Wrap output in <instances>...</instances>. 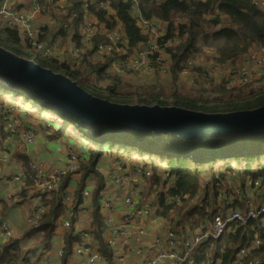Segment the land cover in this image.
Instances as JSON below:
<instances>
[{
  "label": "trees",
  "instance_id": "16d2710c",
  "mask_svg": "<svg viewBox=\"0 0 264 264\" xmlns=\"http://www.w3.org/2000/svg\"><path fill=\"white\" fill-rule=\"evenodd\" d=\"M82 1L67 0L71 13H76L77 17L70 14V24L66 28L61 26L54 33L44 26L37 36L44 40L42 33H51V38L59 39L61 44L71 41L83 48V55L74 61L68 58L58 61L52 55L48 59L56 69L69 71L73 81L84 79L94 88H104L110 99H102L118 104L153 105L149 97L153 93L154 104L162 105L161 101L179 95L193 102L189 110L204 113H228L264 106V75L249 84L234 78L207 79L210 69L236 66L254 49L264 48V7H255L252 0H138L140 16L159 26L158 46L169 67L166 75L160 73L161 64L155 62L159 53L150 57L151 73L127 71L121 74L117 71L115 61L134 57L147 40L129 11V1L98 0L86 12ZM85 13L98 25L97 34L89 42L83 30ZM2 25L6 36L0 37V47L18 56H21V48L14 41H24L28 48L32 47L25 32ZM105 30L121 32L125 41L120 46V54L113 52L96 58L94 49L105 41L102 35ZM81 88L92 94L88 88ZM10 98L15 102L6 101ZM0 102L5 107L20 108V121L26 117L31 122L27 128L21 121L22 128L31 129L36 139L40 134L56 148L58 145L54 141L70 140L74 144L82 142L89 149L86 163L68 172L55 191H40L36 187L40 180L34 178L31 169V164L37 161L53 165L48 155L33 158L17 150L9 155V174L22 172L26 180L18 196L10 201L2 198L0 219L6 220L15 233L0 240V264H22L31 260L28 257L34 254L37 260L31 261L36 264H45L49 254L48 260H58V264L75 263V247L82 245L75 233V214L92 176L96 179L91 223L98 247L96 251L103 260L113 264L111 248L101 237L100 199L105 181L100 169L105 162L111 169V162L118 155L124 161L139 162L153 170L155 191L162 192L165 188L168 181L161 176L167 173L174 178L176 186L168 195L173 197L179 191L184 192L186 197L179 204L165 207L161 202L158 206L160 214L156 213L157 217L165 218L168 227L178 232L179 242L191 234L202 233V223L211 222L216 216L226 220L225 231L219 239L197 247L196 252L200 255L196 262L208 255L214 263L230 264L239 259V251L243 248L254 250L251 257L264 255V216L244 223L229 220L227 216L230 210L244 212L255 206L245 203L251 194L245 187L248 179L260 180L259 189L264 191V135L217 137L195 142L150 131H103L95 137L86 124L61 110L45 106L24 88L0 85ZM5 144H11V141L0 127V147ZM4 178L0 176V181ZM70 188L74 203L71 208H66L64 201ZM235 189L239 190V195L235 194ZM29 203H34L31 209ZM37 214L39 218L32 220ZM11 215L18 217L20 226L14 224L16 220ZM64 220L70 222L69 227L62 226ZM23 241L32 242L27 252L22 248ZM58 250L61 251L59 258ZM184 264L191 262L186 259Z\"/></svg>",
  "mask_w": 264,
  "mask_h": 264
},
{
  "label": "built area",
  "instance_id": "2783aa9c",
  "mask_svg": "<svg viewBox=\"0 0 264 264\" xmlns=\"http://www.w3.org/2000/svg\"><path fill=\"white\" fill-rule=\"evenodd\" d=\"M13 0H0V25L5 24L10 28H17L25 32L26 37L31 40V48L35 49L42 56L48 58L52 54V48L47 46L38 39L37 29L32 28L31 22L37 17L43 16L46 18V26L57 32L61 26L66 28L72 17H77L76 13H71L67 0H30L28 9H17L12 5ZM98 0H83L82 8L86 12L92 4ZM130 2L129 11L137 20L141 31L147 35V40L144 44V50L129 59L115 61L116 69L119 73L124 74L127 71H136L138 73H151L153 71L150 65V57L159 53V57L155 62L161 64L160 73L166 75L169 71L168 65L164 62L161 55L160 47L158 46L161 33L159 26L149 20H145L139 13L138 0H127ZM255 7H264V0H252ZM101 7L105 6L100 4ZM86 14V13H85ZM87 15V14H86ZM85 32L86 40L89 42L91 38L97 34V22L94 18L87 15L85 17ZM3 26V25H2ZM104 42H100L94 49V54L97 58H102L106 55H112L113 52L121 53V45L124 44V35L116 30H105L103 32ZM259 49V48H257ZM264 50V48L260 49ZM257 68V75H264V59L257 54H252L250 57ZM217 69H220L217 67ZM223 70H228V66L221 67ZM229 74H233L231 78L239 81H247L248 72L245 68L234 70ZM230 78V79H231ZM0 122L3 124L7 133L18 140L23 147H29L35 143V135L31 130L23 131L20 126V120L16 115V108H4L0 106ZM0 154V165H4L8 161L6 154L10 152L8 145L3 146ZM85 145L79 146V151L70 152V160L63 168L51 167L48 168L43 163H32L31 169L35 173L34 178L40 181L36 182V187L40 191H55L60 186L63 177L68 172H73L83 165L86 161ZM167 180V184L162 192L155 191L154 194L149 193L150 181L154 178V172L149 167H145L140 163H128L120 158L114 159L112 169L107 174V184L104 193L100 199V213H102V229L101 237L104 243L111 248L112 256L116 257V264H184L186 259L191 264H221L214 263L208 255H203L198 262L196 257L200 255L196 252L197 247L205 242L219 239L226 226V220L216 216L211 222H204L201 225L203 230L200 234H191L179 242L178 232L170 227L163 230L161 234L155 233L152 241L149 244L145 243L146 232L148 228L161 227L164 217H157L159 203L167 207L170 204H179L186 197L183 191H179L175 196L168 195L170 190H175V180L167 173L161 176ZM26 180V175L22 172L15 174L9 180L4 178L2 181H7L10 190L16 192L22 187ZM261 181L248 179L245 187L251 192L246 197L247 205L255 204L253 208H249L244 212L239 210H230L227 212L229 220L238 222H247L256 220L264 216V191L259 189ZM112 186L118 189H126V193L118 202V197L112 191ZM89 190L84 192L85 197H89ZM236 195H239V190H234ZM8 197H11L9 195ZM72 203V196H66L64 204L68 206ZM1 210V203H0ZM79 213H86L84 208L79 207ZM106 213V215H105ZM118 214V220L114 224L115 228L109 229L112 220L110 215ZM160 214V213H159ZM36 215L33 219H38ZM64 227H69V222L63 223ZM78 238L84 242L82 247L76 249V253L85 255L88 264H96L102 261V256L98 252H93L89 241L96 242L94 231L84 229L77 234ZM10 237V230L5 222L0 221V240H6ZM97 243V242H96ZM259 243V242H257ZM229 248H233L229 245ZM252 248H243L239 251V259L230 264H264V255L260 257H251ZM138 258L137 262H130L129 257ZM22 264H36L33 262H23Z\"/></svg>",
  "mask_w": 264,
  "mask_h": 264
},
{
  "label": "water",
  "instance_id": "95a60500",
  "mask_svg": "<svg viewBox=\"0 0 264 264\" xmlns=\"http://www.w3.org/2000/svg\"><path fill=\"white\" fill-rule=\"evenodd\" d=\"M59 71L0 47L1 86L24 88L45 106L86 124L95 137L103 131H150L195 142L264 135V106L204 113L174 105L118 104L93 96Z\"/></svg>",
  "mask_w": 264,
  "mask_h": 264
},
{
  "label": "crops",
  "instance_id": "0c3cea01",
  "mask_svg": "<svg viewBox=\"0 0 264 264\" xmlns=\"http://www.w3.org/2000/svg\"><path fill=\"white\" fill-rule=\"evenodd\" d=\"M59 1H61V0H59ZM11 3H12L14 8H17V9H20V10L28 9L30 7V0H13ZM46 22H47L46 18L43 17V16H40V17H37L36 19H34L31 22V26H32V28L37 29V31H40L41 28L46 26ZM69 24H70V21H69ZM42 36L45 39H49L47 41H45V39H44V40H42V42L44 44H46L47 46L52 48V54L51 55H52V57H54L58 61H64V59H66V58L71 59V60L74 61V60H77L79 56L83 55V52H84L83 48H78L77 45L76 44H72L71 41H67L65 44H61L59 39H55L54 37L51 38V33H42ZM6 101L10 102V103H14L15 102L12 98H10L9 100H6ZM0 106H3L4 108H16V115H17V117L20 120V117H19V114H18V110L20 108H17L16 106L5 107L2 102H0ZM17 106H20V105L18 104ZM21 121H22L24 126H26L27 128H30L31 122L28 120V118L23 117L21 119ZM21 121H20V126H21V129L23 131L31 130V129H23L22 125H21ZM0 127L4 128V126H3V124L1 122H0ZM4 130L6 131L5 128H4ZM9 140L11 141V144H5V145H8L10 147V152L8 154H6V156L8 157V161H7L6 164L0 165V176H4L6 178V180H9L10 178H12L17 173H20V172H17V173H14L12 175L9 174V169H8V166H9V155L11 153H13L15 150L20 151L22 153H25V154L33 157V158H37L41 154L48 155L50 160L52 161L53 165L47 164L46 162H43V161H37V162H34V163H43L48 168H51V167L63 168V167H65V165L70 160V152H77V151H79V146L84 145L82 142H77L76 144H74L70 140L63 141V142L54 141V144L58 145V148H56V147L50 145L49 141L47 139H45L44 137L42 138L40 134L37 135V139L35 137V143L33 145L29 146V147H23L21 145V143L18 142L17 139H15L14 137H11L10 135H9ZM2 148L3 147H0V154H4L2 152V150H3ZM56 150H58V152L55 155L54 152ZM88 152H89V149L87 148V151L85 152L86 161L88 159ZM54 155H55V158H53ZM86 161H85V163H86ZM61 162H62V165H60ZM112 162H111V169H112ZM128 163H133V162H128ZM134 163H139V162H134ZM109 171H110L109 166H108L107 162H105L104 166H102L101 169H100L101 174L104 176L105 186L107 184L106 177H107V174H108ZM92 179H93V181H89V185L84 190V192L86 190H89L90 191L89 192L90 196L89 197H85L83 195L82 203L80 205L81 208L85 209L86 213H84V214L83 213H79L80 211L77 210V212L75 214V218H76L75 233H76V235L78 234V232L80 230H84V229H88V230L93 231L91 229L92 210H93V198H92V195H93V191H94V188H95V185H96V179H95L94 176H92ZM23 186H24V184L22 185L21 188H19L16 192H14V191L9 189V187L7 185V181H0V203H1V209H2V198H5L6 201H10L12 199V197H16L22 192ZM111 189H112V191H114V193L118 197V202L122 198V196L126 193V189H118V187H116V186H112ZM9 195H11V197H8ZM70 195L72 196V203H71V205L69 203L68 206L65 205L66 208H68L69 206L71 208L73 203H74V195H73L72 188L68 189L67 196L70 197ZM33 204L34 203H29L28 204V208L31 209ZM24 208H26V207L24 206ZM38 211L41 212L42 210L39 209ZM0 215H1V210H0ZM101 215H102V213H101ZM105 215H106V213H105ZM6 218L8 219V215L6 216ZM70 218H71V214H70ZM84 218H86L85 221L82 220ZM110 218H111L113 223L108 225V226H109V229H113V228H115L114 224L118 220V214L110 215ZM0 221L5 222L7 224V226H8V228H9V230L10 231L12 230V227L7 223L6 220H1L0 219ZM66 221H68V220H64L62 222V226H63V223L66 222ZM81 223H84L85 225L83 227H81ZM166 228H168V224H167L166 220H164L162 222L161 227L148 228L147 232H146L145 243L149 244L152 241L155 233L161 234L163 232V230L166 229ZM80 241L82 242V245L79 246V247H82L83 245H86V244H84V242L82 240H80ZM21 245H22V248L24 249V251L27 252V247L29 245H32V242L23 241L21 243ZM88 245L91 246L93 252H97L96 250H97L98 247H97V243L96 242L89 241ZM79 247H75L74 254L76 256V260H75V263H73V264H88L87 263V257L85 255H80V254L76 253V249L79 248ZM48 256L45 257V264H53V262L55 264H58V260H53V259L52 260H48ZM60 256H61V251L58 250L57 251V258H59ZM28 258H30L31 260H37V255L34 254L33 256L28 257ZM31 260H29L28 262H33ZM129 260H130V262L139 261L138 258H134L132 256L129 257ZM111 262L113 264H116V257L115 256L113 257ZM33 263H35V262H33ZM96 264H111V263H108L107 261L102 259V261H100V262H98ZM163 264H168V263H163Z\"/></svg>",
  "mask_w": 264,
  "mask_h": 264
},
{
  "label": "rangeland",
  "instance_id": "374dc122",
  "mask_svg": "<svg viewBox=\"0 0 264 264\" xmlns=\"http://www.w3.org/2000/svg\"><path fill=\"white\" fill-rule=\"evenodd\" d=\"M5 36H6V33H5L4 29H3V26L0 25V37H5ZM14 42H15L16 46H19L21 48V57L29 59V60H32L35 63L39 64L40 66L48 67V68L54 70V64L48 58L42 56L35 49L28 48L24 41H19V42L14 41ZM143 50H144V47H141V51H143ZM252 54H257L258 56H260L261 58L264 59V50L254 49L249 55H247L244 58L242 63H240V64H238L236 66H228V68H229L228 70H223L221 68L220 69H217V68L210 69L208 71L209 77L207 79H209V78H217V79L226 78V79H230L231 76H233V74H229V70H230V72H232L234 70H239V69L245 68L247 70V72H248L247 81H240V82L243 83V84H249V83L254 82V80L257 77H259V76L257 75V68L255 66L254 61L253 60L249 61L250 57L252 56ZM225 66H227V65H225ZM59 72H61L65 76H71L70 72L65 70V69H63V71H59ZM77 83L81 87L88 88V90L91 91L92 94L95 97H98L100 99H102V98H109L110 99V96L108 95V92L104 88H100V89L94 88L93 85L91 84V82L88 81V80L78 79ZM2 84L3 83H0V85H2ZM149 97L151 99V102L154 104L156 102L155 99H154L155 98V94L150 93ZM174 99L173 98H168V99H166V101L163 100L160 103L162 105H173L174 102H175L176 106L181 107V108L182 107L183 108H187V109H191L192 106H193V102L190 101L189 98H187V97H181V96L177 95V96L174 97ZM57 152H58V150H56L54 152V154L56 155ZM55 155L53 156V158H55ZM119 157H120V155H118L115 158H113V160L116 159V158H119ZM133 162H135V161H133ZM90 181H93L92 177L90 178ZM149 184H150L149 193L154 194L155 193V188L153 186L154 185V180L152 179ZM11 217L16 220V223H14V224L20 226V223H18V217L17 216H12V215H11ZM82 220L85 221L86 218H84ZM84 225H85L84 223H81V227H83ZM14 233H15V229L12 228V230L10 231V237Z\"/></svg>",
  "mask_w": 264,
  "mask_h": 264
}]
</instances>
